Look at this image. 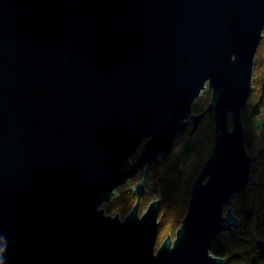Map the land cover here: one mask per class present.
I'll return each mask as SVG.
<instances>
[{
  "label": "water",
  "instance_id": "95a60500",
  "mask_svg": "<svg viewBox=\"0 0 264 264\" xmlns=\"http://www.w3.org/2000/svg\"><path fill=\"white\" fill-rule=\"evenodd\" d=\"M263 28L264 0H0V264H222L210 248L257 159L241 111ZM207 111L211 153L157 247L143 175L125 216L101 205Z\"/></svg>",
  "mask_w": 264,
  "mask_h": 264
},
{
  "label": "trees",
  "instance_id": "16d2710c",
  "mask_svg": "<svg viewBox=\"0 0 264 264\" xmlns=\"http://www.w3.org/2000/svg\"><path fill=\"white\" fill-rule=\"evenodd\" d=\"M263 51L264 28L261 41L254 54L251 93L241 111L245 145L251 153L254 151L255 145L258 146L257 140L264 136V133L257 135L256 129L258 128L253 126L254 119L264 114V53L261 55ZM201 107L202 104L199 108ZM196 108L197 104L194 105V109ZM213 126V114L207 112L192 139L188 140L187 138L188 130L178 134L171 156L160 159L152 165L153 185L150 195L156 193L160 198L158 240L163 236V230L167 231L172 227H178L180 224V219L187 208L190 191L187 186L194 177L192 162L205 156L206 143H211ZM179 147L181 148L180 151ZM259 152L264 154V149ZM258 158L259 154L257 160ZM255 164L256 162L250 169L251 174L255 172ZM261 164L263 165L264 161ZM130 186L131 184L127 182L120 190L119 195L106 203L105 209L108 212L118 211L126 214L130 210L135 200V194ZM240 192L236 199L231 202L233 211L237 213L240 219L239 225L234 228L231 235L219 233L210 248L211 253L224 258L222 264H249L252 253L256 250L255 238L259 236L264 239L263 192L261 189L253 190L252 187H247ZM145 197H148L147 193L141 198L140 210L148 202L144 199ZM263 263L264 260L262 259L261 264Z\"/></svg>",
  "mask_w": 264,
  "mask_h": 264
},
{
  "label": "rangeland",
  "instance_id": "374dc122",
  "mask_svg": "<svg viewBox=\"0 0 264 264\" xmlns=\"http://www.w3.org/2000/svg\"><path fill=\"white\" fill-rule=\"evenodd\" d=\"M259 51V50H258ZM263 53H264V51L261 53V55H263ZM257 54H258V52H257ZM256 54V55H257ZM258 56V55H257ZM252 76H253V74H252ZM210 94H211V92H210V89H207V88H204V90H202L201 91V93H200V95L196 98V99H194V102H196V104H197V108L196 109H194V106H193V110L195 111L194 113H196V112H200V111H202L206 106H207V104L209 103V101H210ZM200 104H202V107L201 108H199V106H200ZM208 112V111H207ZM206 112V113H207ZM205 113V114H206ZM205 116V115H204ZM204 118V117H203ZM202 118V119H203ZM202 119L199 121V123H198V126H197V129L198 128H200V124H201V121H202ZM190 125V127H189V130H190V128H191V124H189ZM253 126L254 127H256V128H258V129H256V133H257V135H261L262 133H264V114H261V116H258L257 117V119H254V122H253ZM196 129V130H197ZM196 130H195V132H196ZM194 132V133H195ZM189 133V132H188ZM193 133V134H194ZM214 135H215V131H214V126H213V134H212V138H211V143H206V151H204V154H205V156H203V157H200L198 160H194L193 162H192V167H193V171H194V177H193V179L191 180V183H193V181H194V179L196 178V176H197V174H198V172L200 171V169H201V167L203 166V164H204V162L206 161V158L208 157V155L211 153V148H212V146H213V143H214V141H212L213 139H214ZM192 136H194V135H192ZM188 138V137H187ZM210 139V138H209ZM188 140H189V138H188ZM257 143H258V146L257 145H255V147H254V151L251 153L248 149V152L251 154V155H256V156H258V154H259V158H258V160H256V164H255V168H254V171L255 172H253L252 173V178H251V183L249 184V188L250 187H252V189L254 190H256L257 189V191L258 190H260L261 189V191L263 190V176H264V164L262 165L261 164V162L262 161H264V154H262V153H260L259 151L260 150H262L263 148H264V136H262V137H260V139L259 140H257ZM175 146V145H174ZM174 146H173V149H172V151L174 150ZM194 148H196V147H194ZM177 149V147L175 148V150ZM181 150V148L179 147V151ZM259 152V153H258ZM264 153V152H263ZM199 155H202V154H199ZM136 155H132V159L135 157ZM149 168V167H148ZM147 168V169H148ZM146 169V171H147V173H144V175H143V173L142 172H139L138 174H136V175H134L132 178H130L129 180H128V183L129 184H134L135 182H137L139 179H140V177H141V175H143V176H145V194L147 193L148 194V197H145L144 199L146 200V205H144L143 206V208L140 210L139 209V212H141L144 208H145V206H147V204L152 200V199H155V197L156 198H158V199H160L158 196H157V194L156 193H151V195H150V192H152L151 191V189H152V185H153V176H152V170L149 168L148 170ZM191 183H188V186L187 187H189V190L191 191ZM262 186H261V185ZM123 186L124 185H122V186H120V187H118L117 189H116V191H119L120 192V190H122V188H123ZM131 188V187H130ZM190 191H189V193L188 194H190ZM263 192V196H264V191H262ZM145 194H143V196H145ZM119 195V194H118ZM117 195V196H118ZM136 196V195H135ZM134 196V197H135ZM142 197V196H141ZM188 198H189V195H188ZM263 199H264V197H263ZM135 200H136V197H135ZM233 201V200H232ZM107 203V202H106ZM106 203H104V204H102L101 206L102 207H104L103 209H105L106 208ZM188 203V202H187ZM140 206V205H139ZM105 212L107 213V214H110V215H113V214H116V213H118L121 217H123L124 216V214L123 213H121V212H118V211H112V212H108L107 211V209H105ZM226 212V210L224 209V212L223 213H225ZM231 213H233L235 216H237V213H235L234 211H233V207H232V212ZM183 217V216H182ZM238 217V216H237ZM239 218V217H238ZM182 219V218H181ZM180 219V220H181ZM180 225V224H179ZM178 227H172V228H170L169 230H167V231H164L163 230V236L160 238V240H158L157 239V247H158V245L164 240V238L166 237V236H168L169 235V237H171V239L173 240L174 239V237H175V232H176V229H177ZM256 238H260L259 236H257ZM255 238V239H256ZM262 239V238H261ZM264 240V239H263ZM256 251V250H255ZM253 254V253H252Z\"/></svg>",
  "mask_w": 264,
  "mask_h": 264
},
{
  "label": "bare ground",
  "instance_id": "6f19581e",
  "mask_svg": "<svg viewBox=\"0 0 264 264\" xmlns=\"http://www.w3.org/2000/svg\"><path fill=\"white\" fill-rule=\"evenodd\" d=\"M195 104H196V102H194L193 106H194ZM192 110H193V109H192ZM193 112H195V111L193 110ZM185 131H186V130H185ZM188 132H189V131H188ZM191 138H192V137H191ZM174 142H175V140H174ZM174 145H175V143L173 144V146H174ZM140 149H141V146L137 149V152L134 154V155H136L134 158H136V157L138 156L137 154H139ZM172 149H173V147H172ZM172 149H171V151L167 154V156H166L165 158H168V157L171 156V154L173 153V152H172ZM131 157H132V156H131ZM134 158H133V159H134ZM165 158H164V159H165ZM129 159H130V160H133L132 158H129ZM159 159H160V158H159ZM256 160H257V159H256ZM255 162H256V161H255ZM255 162H253L252 165H253ZM148 167L152 170V166H151L150 164H149V165H146V167H144V168H145V172H144V173H147L146 169H147ZM149 168H148V169H149ZM148 169H147V170H148ZM143 175H144V174H143ZM144 177H145V176H144ZM131 178H132V177H131ZM127 182H128V181H127ZM124 185H125V184H124ZM132 185L134 186V184H132ZM132 185H131V186H132Z\"/></svg>",
  "mask_w": 264,
  "mask_h": 264
},
{
  "label": "flooded vegetation",
  "instance_id": "af4514ba",
  "mask_svg": "<svg viewBox=\"0 0 264 264\" xmlns=\"http://www.w3.org/2000/svg\"><path fill=\"white\" fill-rule=\"evenodd\" d=\"M189 127H190V125H188V127L186 128V130H188L189 131ZM192 139V138H191ZM158 160H160V159H158ZM155 163V162H154ZM151 166L152 165H154L153 163L152 164H150Z\"/></svg>",
  "mask_w": 264,
  "mask_h": 264
},
{
  "label": "clouds",
  "instance_id": "9594fccd",
  "mask_svg": "<svg viewBox=\"0 0 264 264\" xmlns=\"http://www.w3.org/2000/svg\"><path fill=\"white\" fill-rule=\"evenodd\" d=\"M251 175V178H252V174H250Z\"/></svg>",
  "mask_w": 264,
  "mask_h": 264
}]
</instances>
